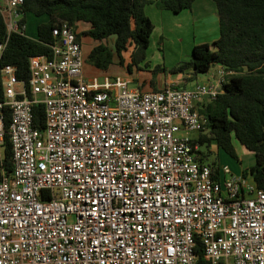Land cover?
Returning a JSON list of instances; mask_svg holds the SVG:
<instances>
[{
    "label": "built area",
    "instance_id": "obj_1",
    "mask_svg": "<svg viewBox=\"0 0 264 264\" xmlns=\"http://www.w3.org/2000/svg\"><path fill=\"white\" fill-rule=\"evenodd\" d=\"M22 3L0 0V55L11 32L25 33ZM51 34L50 54L29 56L27 81L0 68L12 153L10 173L0 169V264H201L198 241L209 264H264V188L201 161L189 135L232 70L216 64L192 87L87 79L73 27Z\"/></svg>",
    "mask_w": 264,
    "mask_h": 264
},
{
    "label": "trees",
    "instance_id": "obj_2",
    "mask_svg": "<svg viewBox=\"0 0 264 264\" xmlns=\"http://www.w3.org/2000/svg\"><path fill=\"white\" fill-rule=\"evenodd\" d=\"M194 0H23L19 22L25 24V14L47 15V20L36 26V36L11 32L0 55V68L6 64L16 67V76L27 81L29 56L50 54L54 38L52 28L66 21L73 27L75 37L87 34L99 40L87 54V59L101 69H107L116 55L123 63V50L132 46L131 64L138 65L146 57L153 23L144 7L154 2L159 8L177 12L189 7ZM216 5L219 35L211 43L199 42L192 46L188 60H181L170 69L173 73L190 70L191 76L207 72L211 66L222 64L232 73L227 75L222 90L214 97L200 103L199 111L205 121L195 135L201 144L216 147L237 158L235 141L250 150L254 163L241 170L256 187L264 188V0H213ZM77 21L89 23L81 32L74 29ZM114 35L112 46L103 42ZM6 38V25L0 12V41ZM161 69L157 65L154 69ZM157 89V88H153ZM3 99L0 76V100ZM34 124L43 127L42 103L33 105ZM3 113L4 134L0 141V169L9 174L12 169L11 144L8 134L10 111ZM208 152L200 151L199 159L205 161ZM206 162V161H205ZM213 169V160L207 162ZM1 177V173H0ZM195 252L201 264L204 258L198 241Z\"/></svg>",
    "mask_w": 264,
    "mask_h": 264
},
{
    "label": "crops",
    "instance_id": "obj_3",
    "mask_svg": "<svg viewBox=\"0 0 264 264\" xmlns=\"http://www.w3.org/2000/svg\"><path fill=\"white\" fill-rule=\"evenodd\" d=\"M144 10L146 14L150 17L153 23V29L150 35L148 49L150 48L151 44L155 45V47L157 48V54H156L157 61H163V62L165 61L166 55L164 52V47L166 46L169 47V44L173 45L176 43H182L185 37L191 36V42H188V43L192 47L195 43L207 42L208 40L204 38L205 35L210 36L211 41L216 39L219 35V23H218L217 9H216L215 2L213 0H194L189 7L182 8L181 10L177 12H173L166 8H159L158 6L154 4V2H149L145 5ZM42 15H45V14H42ZM47 18H48L47 15H45V18H42L41 20H39V22L46 21ZM77 24L78 23L76 22L74 25L75 30H76ZM26 27H27V24L25 22V33H26ZM81 27H82V30H85L89 27V23H88V26H81ZM196 30L200 31V33L201 32L205 33L203 38H201L200 40H196V36L201 37L202 33L201 34L197 33L198 34L197 35ZM81 35L83 34H80V42L82 43V49H83L82 51L87 56L90 49L95 44H97L99 40L93 38L94 41L89 43V46H85L86 44L82 42ZM35 36L36 34L30 37H35ZM105 40L107 41V44L109 46H112L114 35H110L107 39H104L103 42H105ZM181 60H186V58L184 57L182 58L179 56L176 59L175 64H177ZM129 62L126 61V67H127L128 72H130V69H131L128 67ZM82 72H83L84 77L87 79L93 76H97L98 78H101L103 76V74L102 75H97V74L89 75L88 69L86 68L84 64L82 67ZM171 73H172L171 71L168 72V75L166 77H163L159 81L158 84L151 82V81L147 82L145 78L139 80L137 76H132L130 74L121 75V76L128 79L129 82L136 81L135 85L131 87H138L141 89H153V88L159 89L170 81H175L182 87L183 86L192 87L194 86L195 83L200 82L196 78L197 74L195 76H191L190 70H186L184 72H178V73H175V75H172Z\"/></svg>",
    "mask_w": 264,
    "mask_h": 264
},
{
    "label": "rangeland",
    "instance_id": "obj_4",
    "mask_svg": "<svg viewBox=\"0 0 264 264\" xmlns=\"http://www.w3.org/2000/svg\"><path fill=\"white\" fill-rule=\"evenodd\" d=\"M26 17V35L28 36H34L36 34V26L39 20L42 18H45V15H34L30 12L25 14ZM76 30L80 32L82 30L81 26H88V23L85 21H77ZM201 34L200 31L196 30V34ZM197 34V35H198ZM205 33L201 34V37L196 36V40H200L203 38ZM208 34V33H207ZM218 34V33H217ZM206 40H208V43H211V37L208 35H205ZM82 42L86 44L85 46H89V43L93 42L94 39L89 35H81ZM188 42H191V36L185 37L182 43H176V44H169V47H164V52L166 55L165 61H157V48L154 44H151L150 48L146 49V57L143 61L139 62L138 65L131 64L130 65V72H128L126 67V61H130V52L132 49L131 45H128L125 50H123V63L118 62V58L116 55H113V62L108 66L107 69H100L97 68L90 60L87 59L86 55L83 53V64L88 69L89 75H132L137 76L139 80L145 78L147 82L151 81L156 84L159 83V81L168 75V72H170L171 67L175 64L176 59L180 57H184L189 59L190 52H191V45H189ZM82 48V43H81ZM83 50V49H82ZM161 66V69H154L155 66ZM140 66V67H138ZM215 69V66H211L210 69L207 72H199L197 73V80L204 81L209 74ZM172 75H175V73H171ZM136 81H130L128 82V86H134ZM38 97L41 96V94H37ZM198 131H191L189 133L190 136H195ZM235 147H236V154L237 158H234L227 154L225 151H223L220 148L216 147L215 142H212L210 145L202 144L201 150L204 152H208V155L205 157L206 162L215 161L216 164L220 167L223 165H227L230 167V169L233 172H240L242 169L247 168L249 165L254 163V155L250 150H247L241 146L240 143L235 141Z\"/></svg>",
    "mask_w": 264,
    "mask_h": 264
}]
</instances>
